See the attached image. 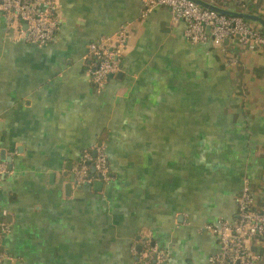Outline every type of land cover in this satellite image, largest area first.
Here are the masks:
<instances>
[{"label":"crops","instance_id":"obj_1","mask_svg":"<svg viewBox=\"0 0 264 264\" xmlns=\"http://www.w3.org/2000/svg\"><path fill=\"white\" fill-rule=\"evenodd\" d=\"M221 1L264 19V0ZM57 2L44 46L15 41L0 12L2 264H137L143 235L166 264H209L218 243L201 228L234 219L245 181L264 209V49L193 45L167 8L143 16L140 0ZM119 29L120 74L97 89L87 47ZM98 143L112 181L66 192ZM249 250L264 264L261 243Z\"/></svg>","mask_w":264,"mask_h":264},{"label":"built area","instance_id":"obj_2","mask_svg":"<svg viewBox=\"0 0 264 264\" xmlns=\"http://www.w3.org/2000/svg\"><path fill=\"white\" fill-rule=\"evenodd\" d=\"M142 15L147 16L158 7L167 8L174 21L185 24L186 40L203 44L209 40H236L249 49H264V35L237 17L217 15L197 7L188 0H140ZM218 2V0H213ZM0 12L7 28L12 30L15 41L44 46L55 42L60 27V7L57 0H0ZM127 35L119 29L112 37L102 38L87 47V75L97 89L104 87L108 79L120 71L121 57L125 51ZM93 153L95 155L93 156ZM93 168V171H92ZM7 166L0 160V177L8 174ZM72 186L81 189L101 182L112 181L108 156L103 143L94 144L81 153L72 169ZM237 212L232 220L219 219L205 224L202 230L216 237L218 252L209 264H256L249 250V242L255 240L264 246V209H257L247 181L236 198ZM5 213L0 214V232H7ZM140 251L132 249L139 264H166L169 254L143 235ZM7 259L0 251V264Z\"/></svg>","mask_w":264,"mask_h":264},{"label":"water","instance_id":"obj_3","mask_svg":"<svg viewBox=\"0 0 264 264\" xmlns=\"http://www.w3.org/2000/svg\"><path fill=\"white\" fill-rule=\"evenodd\" d=\"M188 1L192 2L197 7L201 8L203 10L213 12L217 15L240 18L243 21H245L246 23H248L251 27H253L254 29H256L257 31H259L260 33H262L264 35V19H262L258 15L251 14V13L244 11V10L227 9L224 6L220 5L219 3H217L213 0H188ZM117 74L119 75L120 73H117ZM1 155H3V153H1ZM94 155H95V153H93V156ZM92 171H93V168H92ZM72 181H73V176L71 175L69 182H67V184L65 185V191L66 192H70L72 190L71 189L72 188ZM93 187H94V189L100 190L102 187V183L101 182H95L93 184ZM136 249L139 252L140 251V245H137ZM137 264H139V263L137 262Z\"/></svg>","mask_w":264,"mask_h":264},{"label":"trees","instance_id":"obj_4","mask_svg":"<svg viewBox=\"0 0 264 264\" xmlns=\"http://www.w3.org/2000/svg\"><path fill=\"white\" fill-rule=\"evenodd\" d=\"M218 2H221L222 3V1L221 0H218ZM228 2V1H227ZM114 77V76H113ZM113 77H110L109 79H111V78H113ZM109 79H108V81H109ZM107 81V82H108ZM107 84V83H106ZM94 184V183H93ZM93 184L92 185H90V186H88V187H90V188H93ZM236 212H237V205H236ZM208 224V223H207ZM151 242H152V240H151ZM153 243V242H152ZM159 248V247H158ZM159 249H161V248H159ZM136 251H137V249H135ZM134 261H136L137 262V260L135 259Z\"/></svg>","mask_w":264,"mask_h":264},{"label":"flooded vegetation","instance_id":"obj_5","mask_svg":"<svg viewBox=\"0 0 264 264\" xmlns=\"http://www.w3.org/2000/svg\"><path fill=\"white\" fill-rule=\"evenodd\" d=\"M135 257V256H134Z\"/></svg>","mask_w":264,"mask_h":264}]
</instances>
